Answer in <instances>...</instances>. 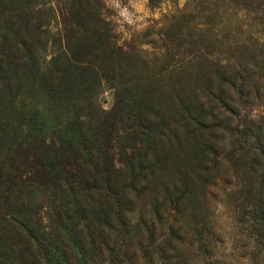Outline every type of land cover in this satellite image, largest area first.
<instances>
[{
    "label": "rangeland",
    "instance_id": "rangeland-1",
    "mask_svg": "<svg viewBox=\"0 0 264 264\" xmlns=\"http://www.w3.org/2000/svg\"><path fill=\"white\" fill-rule=\"evenodd\" d=\"M151 1L0 0V264H264V0Z\"/></svg>",
    "mask_w": 264,
    "mask_h": 264
},
{
    "label": "trees",
    "instance_id": "trees-1",
    "mask_svg": "<svg viewBox=\"0 0 264 264\" xmlns=\"http://www.w3.org/2000/svg\"><path fill=\"white\" fill-rule=\"evenodd\" d=\"M151 0H149V3L152 4V1L150 2ZM73 9L72 13L78 15V17H80V19L78 20L80 23H81V26H82V33L78 39V42L75 46V49H74V52H87L88 50V46L89 45H93L95 43H100V40L101 38L103 37L102 34L104 33L103 31H101L96 25L94 24H90V26L88 24H85L81 21V18L82 16H84L87 11L83 10L82 7L81 9L79 7H77V9H75L74 6H72L71 10ZM91 20L94 21L95 20V17H91ZM39 29V25L37 26V24H31L29 23V35L32 36V38H36L37 36V30ZM15 33V32H14ZM229 76H227L226 79H224V81L230 85V88L233 89L234 92H240L244 85L242 83H240L239 81H234V82H231L229 79H228ZM241 78V77H240ZM211 98L208 99V102L210 105H209V108L214 110L215 112H217L219 110V106H221L222 108H224L225 110H230V102L233 99V96L232 94H229L228 91H226L225 89H219V91L217 93H213V92H209ZM197 99L196 98L195 100H193L195 103L197 102ZM197 104V107H195V109H192V110H196L198 109L197 111L191 113L189 116L192 117L193 116V121L194 123L198 126V131H200L203 135H202V138L205 140V141H209L211 137L210 134H208V127L203 123L204 119L209 116L211 118H214V115H213V112L210 110V112H207V114H205V110H204V104L202 103H196ZM209 136L208 140L206 139V136ZM204 145H207V143H204ZM95 189L96 190H99L101 189L100 186L96 185L95 186ZM108 196H106V204L103 203L99 208L103 207V205H106L108 206V208L110 209V211L108 212H105L103 211L102 209H99L97 210V212H95L94 214V218H91L90 216L91 215H84L82 216V218H86V219H90V220H95L96 222L99 223V225H109L111 226V218H110V212H111V206H112V203L108 202L109 204H107V200H108ZM118 202H120V200H118ZM89 208V204H86V203H82L81 202V209L86 213L88 214L89 210H86V208ZM112 230V229H111ZM33 235V234H32ZM80 235V231L79 229L76 228L75 224L74 225H71V227L68 229V231L66 233H64V236L65 238H63L61 236V234H58L56 237L60 240V243L61 245L60 246H57L55 249H57L56 252H58V254L64 259L65 262H69L70 261V258H72L75 254H81V255H84L86 253V250L84 249V246L86 244H88L87 242H83V241H78L77 240V236ZM176 235V234H175ZM33 237V236H32ZM104 237V236H103ZM102 237V238H103ZM102 247H105L106 250H109L110 251V248L108 246V241L106 242L105 240L104 241H101L100 242ZM92 245H93V242H92ZM72 247H75V250L74 252H70L68 254V251H70V249H72ZM95 247V246H94ZM98 250V251H102L101 248ZM108 255V253H107ZM115 256L114 254L112 253V250H111V260H115L114 259ZM108 259L106 258L104 260L107 261ZM110 261V260H108Z\"/></svg>",
    "mask_w": 264,
    "mask_h": 264
}]
</instances>
